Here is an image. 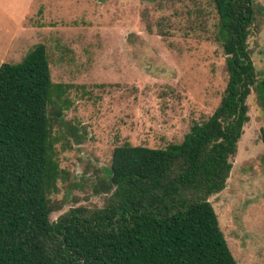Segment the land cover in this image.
<instances>
[{
	"label": "rangeland",
	"instance_id": "1",
	"mask_svg": "<svg viewBox=\"0 0 264 264\" xmlns=\"http://www.w3.org/2000/svg\"><path fill=\"white\" fill-rule=\"evenodd\" d=\"M218 26L210 0H0V65L43 44L66 87L52 221L105 205L115 147L165 148L214 112L228 79ZM248 42L263 80L264 15ZM247 104L225 187L208 201L236 264H264V109L255 92Z\"/></svg>",
	"mask_w": 264,
	"mask_h": 264
},
{
	"label": "trees",
	"instance_id": "2",
	"mask_svg": "<svg viewBox=\"0 0 264 264\" xmlns=\"http://www.w3.org/2000/svg\"><path fill=\"white\" fill-rule=\"evenodd\" d=\"M210 2L228 77L219 105L179 143L115 147L102 208L51 220L61 208L52 200L63 174L53 129L66 87L52 82L43 44L0 65V264H236L208 199L225 187L252 92L264 109L248 42L264 9Z\"/></svg>",
	"mask_w": 264,
	"mask_h": 264
}]
</instances>
